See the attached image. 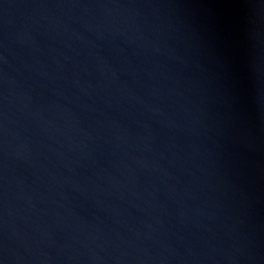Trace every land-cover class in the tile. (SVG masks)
<instances>
[{
	"label": "water",
	"instance_id": "water-1",
	"mask_svg": "<svg viewBox=\"0 0 264 264\" xmlns=\"http://www.w3.org/2000/svg\"><path fill=\"white\" fill-rule=\"evenodd\" d=\"M0 264H264V0H0Z\"/></svg>",
	"mask_w": 264,
	"mask_h": 264
}]
</instances>
